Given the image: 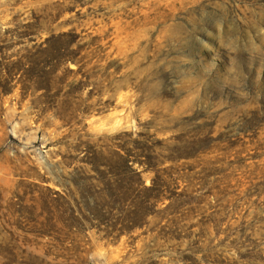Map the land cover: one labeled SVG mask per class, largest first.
<instances>
[{
  "label": "rangeland",
  "instance_id": "1",
  "mask_svg": "<svg viewBox=\"0 0 264 264\" xmlns=\"http://www.w3.org/2000/svg\"><path fill=\"white\" fill-rule=\"evenodd\" d=\"M71 30L125 76L79 130L43 114V92L24 99L16 71L22 34L37 54ZM0 70V264H264V0H0ZM144 127L157 155L181 157L164 168L189 204L106 237L78 208L74 158Z\"/></svg>",
  "mask_w": 264,
  "mask_h": 264
},
{
  "label": "trees",
  "instance_id": "2",
  "mask_svg": "<svg viewBox=\"0 0 264 264\" xmlns=\"http://www.w3.org/2000/svg\"><path fill=\"white\" fill-rule=\"evenodd\" d=\"M60 17L57 16L55 22ZM33 35L27 31L18 43L22 56L16 62V71L22 73L23 98H28L29 91L35 88L36 93L43 92L38 107H42L44 115L55 111L65 127L75 130L86 128V122L92 115L112 105L110 100L104 101L103 98L125 79L122 75L124 66L119 61L104 65L103 60H96L95 52H102L103 48L96 45L98 47L93 50L92 47L96 46L85 42L75 30L52 34L39 46L37 54L31 50ZM72 65L77 69H73ZM3 76L0 70V83ZM14 77L16 74L11 72L5 82H12ZM88 90L87 97H83ZM95 98L98 100L93 103ZM144 128L146 131L139 133L138 139L115 148L86 142V156L74 158L79 166L72 181L84 204L83 207L77 201L78 208L88 220L100 222L98 229L106 225V237L118 234L120 238L132 234L144 229L151 215L175 209L170 217L189 204L187 191H180L177 170L174 167L164 168L166 161L178 164L181 157L173 154L164 160L157 155L156 150L148 146L149 128ZM82 139L83 136H80V143ZM76 151L82 152L81 147H77ZM150 173L154 176L148 186L144 174ZM70 194L74 195L72 191ZM164 206L165 209L161 210ZM71 211L75 216L74 208ZM172 224L174 227H161L160 235L167 241L169 231L173 234L179 232L177 220H172ZM198 244L199 241L195 242V246ZM189 257H184L183 261H192Z\"/></svg>",
  "mask_w": 264,
  "mask_h": 264
}]
</instances>
